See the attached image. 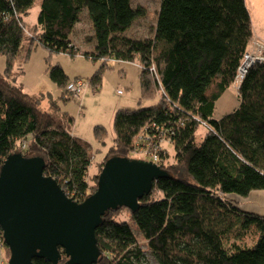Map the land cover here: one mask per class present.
Masks as SVG:
<instances>
[{
	"label": "trees",
	"instance_id": "trees-1",
	"mask_svg": "<svg viewBox=\"0 0 264 264\" xmlns=\"http://www.w3.org/2000/svg\"><path fill=\"white\" fill-rule=\"evenodd\" d=\"M131 1L40 0L28 35L25 18L35 0H0V166L12 152L41 155L44 174L76 201L95 191L98 178L89 175L87 146L69 129L73 116L61 115L50 97L43 107L16 82L13 65L22 49L24 60L39 45L47 63L56 53L99 61L86 79L94 88L110 63L135 61L139 99L155 98L158 88L160 97L147 107L114 111L113 144L96 163L102 168L109 156L152 148L168 175L153 181L128 220L117 218L124 207L107 211L95 232L102 252L95 264H145L147 252L158 264H264V215L241 210L228 197L264 189V61L238 82L236 105L217 113L254 36L245 0H160L144 38L127 34L145 13ZM83 14L91 28L86 51L70 37ZM48 66L51 81L66 93L68 82L85 80L70 78L57 62ZM200 126L205 131L198 138ZM93 130L104 142L107 130ZM7 250L0 229V264Z\"/></svg>",
	"mask_w": 264,
	"mask_h": 264
},
{
	"label": "water",
	"instance_id": "water-1",
	"mask_svg": "<svg viewBox=\"0 0 264 264\" xmlns=\"http://www.w3.org/2000/svg\"><path fill=\"white\" fill-rule=\"evenodd\" d=\"M41 155H7L0 166V229L7 264H95L101 256L96 229L108 210L134 212L153 181L168 172L151 160L112 155L97 174L95 191L82 201L69 198L56 179L44 174ZM63 253V254H62Z\"/></svg>",
	"mask_w": 264,
	"mask_h": 264
},
{
	"label": "rangeland",
	"instance_id": "rangeland-1",
	"mask_svg": "<svg viewBox=\"0 0 264 264\" xmlns=\"http://www.w3.org/2000/svg\"><path fill=\"white\" fill-rule=\"evenodd\" d=\"M40 0H35V5L29 15L25 18L27 23L28 35L36 22V14L38 10V4ZM160 0H132L133 6H144L145 13L143 16L138 17L133 23L127 34L130 37L144 38L150 34V30L155 24L156 13L159 8ZM248 13H250V19L253 30V38L250 43V49L252 44L256 41L263 46L264 51V0H245ZM79 23L75 25L71 38L79 45V49L82 51L89 50L91 48V42H88L89 34L91 33L90 22L83 14ZM32 28V29H31ZM26 30V31H27ZM26 42V40H25ZM22 49L20 54L15 60L13 65V74L16 82L21 85L22 89L28 92L31 96L41 99L43 107L47 108L50 102V98L56 101L58 110L62 115L64 112L69 116H73V124L70 125L71 129L76 137L84 142L87 146L88 153L91 156V166L89 168V175L98 174L101 170L100 165L96 162L101 161L106 150L113 144L114 130L113 127V115L116 109L136 107H147L155 104L160 97V89L155 90L156 97L140 100V84H139V67L133 62L117 61L110 63L112 67H105L102 71V80L98 88H94L89 85V81L86 80L90 75L99 68V61H93L92 59L85 58L82 55L70 56L62 53H56L50 56L47 63L46 57L48 53L46 49L36 45L29 54V57L24 60L22 57ZM56 62L62 66L64 72L70 78L83 77L84 85L83 90L80 91L79 96L76 98L72 92H64V89L57 87L50 79L48 72V65L56 64ZM5 67V57L0 56V73ZM152 79V77H151ZM234 86H231L224 92L221 97V106L227 103L225 107H217V111H229L236 102V91L233 90ZM121 91V92H119ZM63 94V97H62ZM100 125L107 130V135L104 138V142L99 141L95 137L94 126ZM205 131L204 126H200L197 131V137L203 135ZM173 149L170 151L169 163H172ZM130 157L144 159L143 152L131 154ZM102 167V166H101ZM120 214V215H119ZM130 211L124 207L118 213L117 218L128 220ZM9 252L7 250V256ZM9 256L6 257L3 254L2 264H7ZM145 264H158L152 257L151 253L147 252L145 255Z\"/></svg>",
	"mask_w": 264,
	"mask_h": 264
},
{
	"label": "built area",
	"instance_id": "built-area-1",
	"mask_svg": "<svg viewBox=\"0 0 264 264\" xmlns=\"http://www.w3.org/2000/svg\"><path fill=\"white\" fill-rule=\"evenodd\" d=\"M249 48H247V50L244 52L243 59L241 60V63L239 64V66L237 68L238 70H237V73H236L235 79H234L235 81H237V83L240 82L241 78H243L246 71L249 69L248 67L252 66L256 62L264 61V51H262L263 46L261 44H259L256 41V43L254 45V42H253L252 49L249 50ZM83 85H84V81L82 79H79L76 81L68 82L66 87H67V91L72 92V94H74V96L77 98L80 94V91L83 90V88L85 87ZM119 92H121V91H119ZM21 145H22V148H24V147H26L27 144L24 141ZM156 151H157L156 149L154 150L152 148L151 149L149 148V150L145 151L146 155L151 157V159H149V160H151L155 163H156V159H157ZM142 152L144 153V151H142Z\"/></svg>",
	"mask_w": 264,
	"mask_h": 264
},
{
	"label": "crops",
	"instance_id": "crops-1",
	"mask_svg": "<svg viewBox=\"0 0 264 264\" xmlns=\"http://www.w3.org/2000/svg\"><path fill=\"white\" fill-rule=\"evenodd\" d=\"M251 43V42H250ZM250 43L248 44V48L250 47ZM237 81H234V83L231 85V86H234L233 90L236 91L237 89ZM230 86V87H231ZM229 87V88H230ZM237 92V91H236ZM226 93V92H225ZM224 95V94H223ZM222 95V96H223ZM221 96V97H222ZM219 98L217 100V107L219 106L220 107H225L227 106L226 104L227 103H224L225 100L223 101V105L221 106V103L219 105L218 102H220L222 100V98ZM236 102V99L235 101ZM237 103V102H236ZM236 105V104H235ZM234 105V106H235ZM233 106V107H234ZM233 107L229 108V109H226V110H231ZM226 111H223V112H219L217 111L218 114H223L225 113ZM73 132V131H72ZM74 133V132H73ZM75 134V133H74ZM232 202H234L237 207L241 210H244V211H247V212H254L256 214H259L261 216L264 215V189L262 190H253L251 191V193H249L247 196H238L236 194H229L228 196Z\"/></svg>",
	"mask_w": 264,
	"mask_h": 264
}]
</instances>
